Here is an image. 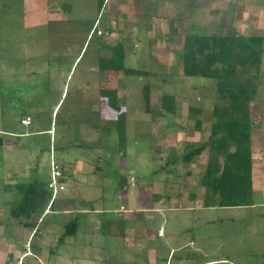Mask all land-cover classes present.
I'll use <instances>...</instances> for the list:
<instances>
[{"label":"rangeland","instance_id":"1","mask_svg":"<svg viewBox=\"0 0 264 264\" xmlns=\"http://www.w3.org/2000/svg\"><path fill=\"white\" fill-rule=\"evenodd\" d=\"M125 1L110 0L109 7L98 17L101 19L99 28H105L102 19L109 8L120 9ZM130 1L134 6L132 14L125 13L121 21L123 26H119V29L137 28V33L121 32L113 44L117 45L122 39L127 45L124 66L144 74L114 73L118 74L117 81L121 86L120 91L117 90L120 97L116 96V99H120L119 109L123 111L121 107L127 108L122 115L127 117L122 122L126 135L122 142L118 138L119 122L112 120L95 125V121L91 120L89 126H82L92 116L79 118L82 108L77 109L79 103H85L75 87L84 81L80 76L86 78L90 73L88 64L90 60L95 61L96 42L93 41L97 40L93 36L91 41L84 44L83 30L84 27L89 29L96 19L101 4L99 0L98 3L97 0H0V132L7 133L14 128L23 131L19 120L24 111L30 112L33 117L32 125L25 129L27 131L57 127L65 115L75 119L79 127L75 124L71 128L58 126L57 130L68 131L70 141L79 138L88 144L95 140L98 147L82 155L77 153L81 151L73 150L67 155L57 153V156L68 162L85 156L88 164H84V167L87 170L96 167L97 170L91 176L85 175L84 171L77 177L78 183L74 181L76 177L67 179L65 176L60 180L61 185L55 196H72V193L83 195L81 199H89L93 204L95 209H92V213L96 218H111L117 214L114 210L118 209L120 203H127L126 199L121 198L120 185L124 186V195L126 190L135 192L137 200H141L138 202L145 205L151 187L155 193L166 191L177 194L180 190L178 185H183L187 179L188 166L180 158L181 154L207 139V125L214 120L212 106L216 102L221 103L216 97L213 81L181 74L182 64L177 60L176 53L181 52L187 44L189 34L201 31V34L209 36H233L242 42L264 36V0H184V3L181 0ZM46 10H52L57 16L64 14L68 21L62 22L57 17L53 23L45 21L41 12ZM67 43L70 44V52L66 49ZM135 43L139 45L133 48ZM82 47L80 57L69 73L73 56ZM66 52L69 53L68 57L65 56ZM64 56L67 62H58ZM32 61L37 65L31 64ZM29 67H40L42 70L37 71L40 74H28ZM261 73L260 84L250 102L257 108V114L253 116L256 123L252 124L257 128L250 149L256 155L262 154L264 161V57ZM117 81L106 89L107 93L102 98L104 104L106 97L112 94L113 87L117 86ZM145 85L149 86L150 91L149 112H145L142 94ZM63 88L65 94L61 96ZM164 94H172L175 98L173 114L161 108ZM58 101L57 115L56 112L52 115ZM192 106L203 107L194 118L189 111ZM109 116L119 119L121 114L113 112ZM195 118L203 121L202 127L207 126L202 136L201 131L194 128ZM102 127L104 131L101 132ZM85 132L94 133L97 137L86 138ZM6 135L0 137L6 140L9 137ZM189 136L193 138L188 139ZM9 138L20 141L21 147L16 153L27 157L21 181H26V176H30L31 169L36 166L38 173L50 170L48 152L44 146L48 136ZM32 141L39 142L41 146H36L37 149L34 148L35 144L27 146ZM215 152L207 146L200 155L192 158L191 167L196 173L185 184H196V188L190 190L199 197L188 200L186 191L183 193V205L179 208L172 206L168 209L170 206L164 204L166 208L157 212L151 223L156 232L160 229L164 233L165 239L143 243L142 252H137L139 248L126 251L121 241L110 233L111 226L108 234L95 233L93 237L91 234L83 235L79 230L77 237L70 240L65 238L66 243L69 240L67 244L59 243L55 235L48 236L46 249L41 254L38 248L43 243L40 239L42 235H37L36 229L24 235L29 229H24L26 227L12 218L8 209L19 198L14 202L8 201L7 196L10 195H7V191L3 192L0 204L6 206L0 207V264H149L147 257L154 258V264H264V197L254 196L252 205L232 206L233 201L239 200L227 194L231 189L229 183V187L224 183L225 188L202 185V171L209 156ZM59 159H56L57 164L60 163ZM219 161L223 164L225 159L220 157ZM90 180L93 184L89 187L87 184ZM228 181L225 177L224 182ZM75 188H79L78 193ZM135 197L133 194L127 198L129 204L133 203ZM245 200H249V196ZM187 202L190 210L183 208ZM206 202H214L216 206L207 205ZM83 221L79 219L82 227ZM65 223L67 221L58 224L57 232H63Z\"/></svg>","mask_w":264,"mask_h":264},{"label":"crops","instance_id":"2","mask_svg":"<svg viewBox=\"0 0 264 264\" xmlns=\"http://www.w3.org/2000/svg\"><path fill=\"white\" fill-rule=\"evenodd\" d=\"M96 1V0H94ZM184 3V0H181ZM99 2L101 3V1L99 0ZM131 1L126 0L125 4H121L120 9L118 7L113 8L112 10L107 11V13L104 15L102 21L104 22V27L105 28H99V24L101 22V19H99V15L100 13L103 14V12H105V10L107 9V7H109V3L110 0H103V2L100 4L99 9H98V14L96 19L93 21L92 25L89 27V29L87 27H84V40L83 43L85 44L87 41H91V39H93V36H96L97 40L93 41L96 42V44H94V46L96 47V52H95V61L90 60L91 62H89V66L90 68V73L88 75V77H84L83 75L80 76V78H84V81H81V85L77 84L75 87V90L77 91L78 95H81L83 97V103H79L80 107L78 106L77 109L82 108L79 112V118L80 117H86L88 115L92 116V119H90L89 121H87L85 125H82V123H80V125L82 126H86V125H90L89 122L91 120L95 121V125L99 124V123H103L104 121H112L115 120L117 121L116 118H112L109 116V114L116 112V110H114L113 108H111L107 103H103L102 98L105 97V93H107V90L109 87V85L111 86V83L115 82V80L117 81V79L119 78V76L115 75L114 73H118V71L116 70H111V69H105V68H101L99 67V61L101 59H109V57L111 56V47H115L113 42L114 40L118 39V34L121 32H131V33H137V28H128V29H119V26H123L122 24V19H124L123 17H125V13H127L128 15L132 14V9L134 8L133 4L130 3ZM147 2V1H146ZM98 3V0H97ZM141 3H143V1H141ZM172 4L174 2H171ZM182 3V5H183ZM124 12V13H123ZM123 13V14H122ZM42 16H44L45 21H49L50 23H53V21H55V17H57L58 19H61L60 21L64 22V21H68L65 20L64 18V14L62 16H57L53 13L52 10H46L41 12ZM40 14V15H41ZM52 17V18H50ZM96 23V28L94 33L89 37V33L90 31L93 29L94 24ZM97 30H101V34L97 35L96 31ZM134 33V35H135ZM132 37V35L130 36ZM65 40V39H63ZM139 43V42H137ZM133 44V48H136L139 44ZM117 44H122L123 45V52H124V59L126 57V48L127 45L124 44V41L122 39H120ZM66 49H69L70 52V44L67 43ZM83 47L81 48L80 52L76 55L73 56V60H72V66L70 69V72L72 71V68L74 66V64L76 63V61L79 59L81 51H82ZM133 51L135 52V50L133 49ZM69 53L66 52V57H68ZM52 56V55H51ZM65 56L63 57L64 59H61V63H64L65 61L67 62V60L65 59ZM38 58V57H37ZM65 62V63H66ZM31 64H36L34 61H32ZM37 65V64H36ZM55 69V67H54ZM28 70V74H40L39 70L40 67L37 68H30L27 69ZM44 70V68H43ZM182 74V73H181ZM62 76H64V73L62 74ZM122 77V76H121ZM117 86L113 87L112 91V95L114 94L115 96H118V91H120V85H118V81L116 82ZM123 88V87H122ZM118 90V91H117ZM110 91V92H111ZM65 94V88L62 89L61 92V96H63ZM128 93H125L124 95H127ZM111 95V94H110ZM101 97V98H100ZM107 98V97H106ZM119 99V98H118ZM120 102V99L118 100ZM122 100V99H121ZM118 102V104H119ZM60 101H58V103L53 107V114H55L56 109L59 105ZM120 105V104H119ZM120 107V106H119ZM123 108V111L127 112V108L121 107ZM57 115V112H56ZM24 116H29L31 118V123L29 125H23L19 122L20 126L23 129V131H20L16 128H14L13 130H9L7 133L6 131H1L0 135H6L9 137H17V138H21L23 137H36L39 135L42 136H48V139L45 140L44 142V146L46 147V151L48 152V157H47V161L49 160V153L52 152V155L56 159L58 158V154H62L65 153L66 155L68 153H70V151L73 150H77V151H81V152H77L80 153L81 155L84 154V152H92L94 150L97 149V144L94 141L89 142L88 144L85 143L84 141L81 142L78 139H74V141H70L68 136L70 135L69 133H67L68 131H58L57 128L58 126L60 128H65V127H73V125H76V120L75 119H71L69 118V116H66L61 119L60 123H58L59 125L57 127L54 126H50L49 128H43V129H39V131H36V129L34 130H30L27 131L25 130L28 126H31L33 123V117L32 114L30 112H23L20 116V119L23 118ZM112 118V119H111ZM108 119V120H107ZM124 119H127V117H125ZM20 121V120H19ZM79 124H77L76 126H78ZM79 127V126H78ZM88 128V127H87ZM257 127H253V125L251 126L250 130H249V148L251 146V144H253V136L255 137V129ZM104 127L100 128L101 132L104 131L103 130ZM5 132V133H4ZM196 133V132H194ZM84 134L82 133L81 136H83ZM92 135V136H91ZM85 136L86 138L89 137H97L96 134L94 133H89L85 132ZM126 136V135H125ZM9 137H6L8 139L4 140L5 138H1L0 137V202L2 200V198L4 197V194H2L3 192H6L7 195V200L8 201H12L14 202V200L16 198H19V188H18V184L20 183H29V182H33V181H39V182H43V183H47L48 178H49V171L47 172H41L38 173V168L37 166L33 169H31L32 174L30 176H26L25 180L26 181H21V175L25 172L24 170V161L27 159L26 156L21 155L16 153L17 149L21 147L20 145V141L16 140L14 141L13 139H10ZM193 138L192 136H189L188 139ZM33 140V139H32ZM32 143V144H31ZM29 145L27 146H32L34 145V148L37 149L36 146H41L39 142L34 143L33 141L31 142ZM23 149V148H22ZM50 149H52V151H50ZM200 155V154H199ZM68 158V156H66ZM258 157V158H256ZM220 158V157H219ZM87 159L85 156H80L78 158H74L72 162H68L67 160H64V158L62 157L61 160L59 159L60 163L57 164L62 171V177L60 178V180H63V178L65 176L68 177H73L75 179L74 180L76 183H78L79 181H77V177L80 176L81 174L84 173V171L86 172L85 175H94V172L97 170L96 167H93L90 170H87L84 167L88 164V162L85 160ZM250 159H251V191H252V198L254 196H260V197H264V161H263V155L259 154L256 155L254 154L251 149H250ZM57 163V161H56ZM93 164V163H92ZM189 164V165H188ZM187 166V171H186V180H191V178H193L195 176L196 170L191 167V162L188 163ZM94 165V164H93ZM193 166V164H192ZM98 167V166H97ZM203 174V171H202ZM39 177L40 179H37V177ZM65 179V178H64ZM184 179V178H183ZM185 180V181H186ZM185 181L183 182V185L179 186L178 188H180V190H178L177 194H173L170 192H164L160 193L162 194V197L158 199L154 198L153 195L156 194L155 192H152V187L149 190V195L147 194L148 200L146 201V204L143 205L142 202H138L141 200H137V194L135 192H127V190L125 191L126 195H124L122 193V191H124V189H122L124 186L120 185V189L121 191V198L123 197L124 199L127 200V203L124 205L122 203H120L118 205V209L116 208L114 210L115 216H110L111 218H105V217H98L96 218L95 216H93L94 213H92V209H95L93 207V204L90 202V200L88 199H81V197H83V195L81 196L77 191H79V188H75V191L78 194H74L72 193L71 195L65 194V195H56L51 203V207H49L48 211L40 216V217H36L33 216V219L36 218L38 219L39 223L37 225V227H35L38 231H37V235H42V237L40 238L41 241L43 243H41L39 245L38 248V252L41 253V251H45L46 249V237H53L56 238L58 240L57 235H61V231L57 232L58 230V224L60 223H64V221H69V219L72 218H77V228H76V232L75 234L71 235V236H67V238L72 239V237H77V234L79 232V230H81L80 232L83 235H90L91 237H93V235H95V233L99 234V235H106L102 232L101 230V223L102 221L108 219V220H114V221H119L120 225L122 224V234L121 235H114V237H117L118 240H120L122 243V247L124 249H129V250H136V248H139L137 252H142V244L146 243V242H150V241H154L156 239L159 240H164L165 239V235L164 233L158 229L156 232L155 228H153V225L151 222H154V218L157 216L156 213L159 211H163L165 208L163 207L164 204H166V206H170L168 207V209H170L172 206L179 208L182 203L183 200V193L188 191V195L186 197V199L191 200L196 199L199 197V195H197L195 192L191 191L190 189H194L196 188V184L195 185H187L185 184ZM167 184V181L165 182ZM91 184H93V181L90 180V182L87 184L89 185V187L91 186ZM75 187L77 186L76 184L74 185ZM168 186V185H167ZM200 189V187H198ZM202 190V189H201ZM87 191V189H86ZM203 191V190H202ZM261 193V194H259ZM133 194H135V198L133 201V203L129 204L128 201V197L130 198V196H132ZM259 194V195H256ZM80 196V197H79ZM139 196V195H138ZM120 197V196H119ZM156 201V202H155ZM154 202L156 203L154 205ZM262 203H264V201H262ZM207 205L210 206H216V203L214 202H206ZM188 205V206H186ZM6 205H2L0 204V207H5ZM251 206V205H250ZM8 207V206H7ZM183 208H189V202H187ZM9 209V208H8ZM95 212V210H94ZM105 214V213H104ZM117 215V216H116ZM49 216H52L53 219H51ZM66 219V220H65ZM79 219H83L85 221H83V227L82 225H80ZM63 225V224H62ZM61 225V226H62ZM35 228L32 227H26L24 229H29L27 231L24 232V235H29L32 230H34ZM36 232V231H35ZM90 237V238H91ZM111 237V236H110ZM66 238V237H65ZM64 238L63 242L64 244L66 243V240ZM69 240L67 243H69ZM91 240H93L91 238ZM192 242V241H191ZM66 243V244H67ZM71 245V244H70ZM150 250V249H149ZM125 251V252H126ZM172 251V250H171ZM42 254V253H41ZM150 255V253H149ZM137 256V255H136ZM142 256V255H141ZM130 257V256H129ZM141 259V257L139 258ZM147 260H149V264L156 262V260L154 258H149L147 257ZM130 261L132 262L133 259L132 257H130ZM154 264V263H153Z\"/></svg>","mask_w":264,"mask_h":264},{"label":"trees","instance_id":"3","mask_svg":"<svg viewBox=\"0 0 264 264\" xmlns=\"http://www.w3.org/2000/svg\"><path fill=\"white\" fill-rule=\"evenodd\" d=\"M101 3L103 0H100ZM201 32V31H200ZM200 32L189 34L188 42L181 52L176 53V58L182 64V76H199L213 81L214 91L221 103L212 106L213 121H209L208 137L200 145L191 147L181 154V159L187 165L192 158L200 154L207 146L216 151L210 155L201 177V184L210 187H226L228 183L231 189L227 194L238 197V202L233 201L232 206L241 204L249 205L252 200L251 191V159L249 148V130L257 114L256 106L250 102L260 84L261 65L264 57V36L252 37L249 41L242 42L233 36L205 35ZM109 59H101L99 67L122 71L125 75L141 76L144 72L124 66L123 45L117 44L111 47ZM145 104V112H149L150 104L149 86L142 90ZM217 101V100H216ZM106 103L121 114L117 119V131L120 141L125 140V128L122 124L124 112L121 111L113 94L107 96ZM255 104V103H254ZM253 104V105H254ZM256 105V104H255ZM161 108L168 114L175 111V98L172 94H164L161 99ZM203 107H190L189 111L199 114ZM203 121L194 119L195 130L203 135ZM219 157L225 162L220 163ZM171 163V162H170ZM174 163V162H173ZM228 178V182L224 179ZM19 199L9 208V214L17 219L24 227H37L38 219L45 210L51 207L52 193L46 188V183L33 181L18 184ZM249 200H245L248 199ZM154 198H161L162 194L156 193ZM242 200V201H241ZM252 205V204H251ZM78 222L72 218L64 225V230L58 237V242H64V238L75 234ZM101 230L108 234L112 226L111 234L121 235L122 224L119 221L104 220ZM36 229V228H35ZM37 230V229H36ZM29 255V254H28Z\"/></svg>","mask_w":264,"mask_h":264},{"label":"built area","instance_id":"4","mask_svg":"<svg viewBox=\"0 0 264 264\" xmlns=\"http://www.w3.org/2000/svg\"><path fill=\"white\" fill-rule=\"evenodd\" d=\"M96 28V23L94 24L93 29L89 33V37L94 33ZM101 30H97L96 34L99 35L101 34ZM20 123L23 125H29L31 123V118L29 116H24L23 118L20 119ZM52 151V149H50ZM49 178L46 183V188L51 191L52 193V198L51 200L54 199L55 194L57 192V189L59 188L60 184V178L62 177V171L61 168L57 165L54 156L52 155V152L50 153L49 157Z\"/></svg>","mask_w":264,"mask_h":264},{"label":"clouds","instance_id":"5","mask_svg":"<svg viewBox=\"0 0 264 264\" xmlns=\"http://www.w3.org/2000/svg\"><path fill=\"white\" fill-rule=\"evenodd\" d=\"M48 211V208H47V210H45V213Z\"/></svg>","mask_w":264,"mask_h":264}]
</instances>
